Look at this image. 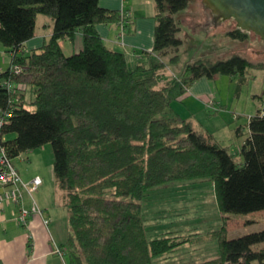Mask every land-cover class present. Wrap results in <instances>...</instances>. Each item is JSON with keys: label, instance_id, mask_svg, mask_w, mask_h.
Segmentation results:
<instances>
[{"label": "trees", "instance_id": "obj_1", "mask_svg": "<svg viewBox=\"0 0 264 264\" xmlns=\"http://www.w3.org/2000/svg\"><path fill=\"white\" fill-rule=\"evenodd\" d=\"M99 1L0 0V43L12 54L9 67L0 72V109L10 108L11 97L1 82L27 85L1 130L3 138L15 137L0 146L12 159L51 146L53 179L68 207L70 233L62 244L68 264H155L156 257L190 239L149 238L144 201L168 183L206 181L213 184L223 221L210 232L218 255L194 264H264V249L252 250L264 241V229L228 238L226 227L227 214L264 210V111L249 117V136L230 153L197 133L173 107L198 79L244 78L249 68L264 69V61L237 53L215 61L202 58L188 63L181 77H165L163 61L131 65L98 33L96 25L122 19L120 11L103 8ZM153 1L152 53L161 57L182 44L174 15L190 0ZM38 15L53 21L52 34L41 47L19 53L34 36ZM79 31L82 49L66 55L60 40L74 42ZM226 35L242 41L248 33L235 28ZM177 60L175 54L169 61ZM12 65L24 70L12 75ZM28 91L34 110L25 106Z\"/></svg>", "mask_w": 264, "mask_h": 264}, {"label": "rangeland", "instance_id": "obj_2", "mask_svg": "<svg viewBox=\"0 0 264 264\" xmlns=\"http://www.w3.org/2000/svg\"><path fill=\"white\" fill-rule=\"evenodd\" d=\"M140 1L150 3L149 0ZM195 2L199 3L203 11L201 0H195ZM206 12L207 19L200 16L194 26H191V22L184 23L182 19L177 21L180 27L177 37L182 40V44L177 50L169 49L166 55L161 56V61L167 64L165 77H181L188 63L202 58L215 61L226 59L237 53L252 62L264 61V54L250 52L251 49L264 51V43L259 37L248 33L246 39L242 41L232 39L226 35V32L236 28L235 22L228 20L216 27L210 23V12ZM37 22L38 31L41 32V26L44 24L47 25L45 27L47 31H52L53 21L49 17L39 15ZM60 45L66 55L72 54L74 45L70 40L62 39ZM175 54L178 55L177 62H170V58ZM8 57L9 52L0 43V72L9 67L11 57L9 63ZM218 78L213 82L217 98L205 96L198 101L199 106H203L201 108L204 110L200 117L192 119L191 112L187 110L189 100L194 95L188 99L184 97L181 103L177 99V102L173 104L183 118L192 119L197 124L205 121L208 138L221 140L228 152L234 153V147L239 150L237 144L239 139L248 135V117L255 115L260 109L264 111V69L249 68L244 78L238 75H218ZM31 100L32 94L28 91L25 106L34 110L35 107L30 104ZM217 102H221V109ZM208 103H213V106H208ZM222 110L224 112H219ZM208 112L212 113L208 115ZM239 126L242 133L237 134L234 128ZM45 148L43 152L46 156L43 159L47 160L49 156L53 159L51 146L48 144ZM144 211L150 224L149 238L183 235L190 239L176 250L156 257L155 264H194L218 255L217 240L211 236L210 232L221 227L223 214L218 210L211 182H172L162 185L151 191L146 198ZM226 216L228 217L226 223L228 238H236L264 229V211ZM261 249H264V241L252 245L254 251ZM64 260L68 262L67 254ZM58 262L61 264L62 259H58ZM251 264L260 263L255 260Z\"/></svg>", "mask_w": 264, "mask_h": 264}, {"label": "crops", "instance_id": "obj_3", "mask_svg": "<svg viewBox=\"0 0 264 264\" xmlns=\"http://www.w3.org/2000/svg\"><path fill=\"white\" fill-rule=\"evenodd\" d=\"M149 2L140 0L99 1V5L103 8L114 11H119L121 8H124L130 12L132 23L122 39L118 36L119 27L117 23H100L96 25V29L106 45L112 50L123 52L127 62L131 65L141 63L150 66L153 62L161 61L159 55L152 53L153 37L157 21L155 18L156 10L154 1L149 0ZM189 9L191 10L189 11ZM201 9L198 2H195V0L192 2L190 0L186 9L175 14L177 17L174 15L175 20L179 21L182 19L184 23L191 22V26H194L195 21H199L200 16H204L207 19V12ZM46 26V24L41 26L42 30L40 32L38 31L37 22L34 36L24 42L18 52L28 53L31 50L41 47L52 34V31H47ZM82 36L80 31L76 33L74 42H71L74 45L72 46V53H78L82 49ZM5 49L9 52L7 59L9 63L12 54L10 49ZM218 79V75L212 79L202 77L191 84L185 92L186 94L184 93L178 98V102L181 103L184 97L188 99L194 95L189 100L187 106V110L191 112L190 116H192V119L200 117L204 113V110L201 108L203 106H199V99L205 96L217 98L213 82ZM220 103L217 102V105L221 109L222 105ZM204 105L206 107V104ZM174 109L177 112V109ZM205 111L207 110L205 109ZM219 112H224V110ZM211 113L208 112V115ZM192 119L188 120L192 121L194 130L208 137L207 135L209 133L206 132V127L204 126L205 121L197 124ZM240 126L236 127L237 129L234 128L237 134L242 133L240 132ZM248 136L249 132L245 138L239 139L237 142L239 148ZM13 137H15L14 134L4 136V139ZM213 140L227 149L221 143V140ZM45 147L46 145L38 149L25 151L13 159V163L18 169L23 181H29L34 176H40L42 178V184L34 192L29 194L25 191L23 196V203L26 207H29L34 201L42 210V214L31 216L29 218V224L23 226L16 219L17 204L11 202L0 204V264H59V257L52 251L54 244H64L70 233L68 207L65 202L64 192L59 190L53 179V159L51 156L47 160L43 159L46 156V153L43 152L46 149ZM234 150V153L238 151L235 147ZM44 219H48L47 224L44 223Z\"/></svg>", "mask_w": 264, "mask_h": 264}, {"label": "built area", "instance_id": "obj_4", "mask_svg": "<svg viewBox=\"0 0 264 264\" xmlns=\"http://www.w3.org/2000/svg\"><path fill=\"white\" fill-rule=\"evenodd\" d=\"M120 14L122 19L118 22L120 39L123 38L127 30L128 25L131 22L130 12L124 8H121ZM24 70L19 65H12L10 68V74L18 75ZM2 86L11 94L10 108L8 110L0 109V145L4 138L1 135L2 127L12 112V109L17 107L19 101V95L26 92L27 85L22 82H15L13 80H4L1 82ZM208 106L212 107L213 103H208ZM264 109V106H263ZM42 184V178L40 176H34L29 181H23L18 169L13 163V159L10 158L6 152L4 146H0V204L5 202H11L18 205L16 212V219L19 224L27 226L29 224V218L35 214H42V210L33 201L29 207H26L23 203L24 192L29 194L34 192ZM44 223H48V219H44ZM59 259H62L61 264H68L64 260V256L67 254V249L63 245L54 244L53 251Z\"/></svg>", "mask_w": 264, "mask_h": 264}, {"label": "water", "instance_id": "obj_5", "mask_svg": "<svg viewBox=\"0 0 264 264\" xmlns=\"http://www.w3.org/2000/svg\"><path fill=\"white\" fill-rule=\"evenodd\" d=\"M201 4L210 12V23L216 27L233 20L237 29L253 33L264 42V0H201ZM250 52L264 54L263 50Z\"/></svg>", "mask_w": 264, "mask_h": 264}, {"label": "flooded vegetation", "instance_id": "obj_6", "mask_svg": "<svg viewBox=\"0 0 264 264\" xmlns=\"http://www.w3.org/2000/svg\"><path fill=\"white\" fill-rule=\"evenodd\" d=\"M260 39V38H259ZM263 42V41H262ZM264 43V42H263Z\"/></svg>", "mask_w": 264, "mask_h": 264}]
</instances>
